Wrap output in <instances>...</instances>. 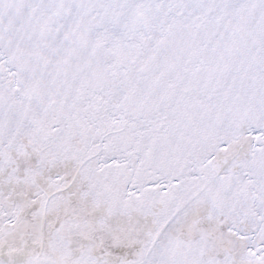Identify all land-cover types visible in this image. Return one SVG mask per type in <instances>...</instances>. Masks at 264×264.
I'll list each match as a JSON object with an SVG mask.
<instances>
[{
    "label": "snow or ice",
    "instance_id": "snow-or-ice-1",
    "mask_svg": "<svg viewBox=\"0 0 264 264\" xmlns=\"http://www.w3.org/2000/svg\"><path fill=\"white\" fill-rule=\"evenodd\" d=\"M0 264H264V0H0Z\"/></svg>",
    "mask_w": 264,
    "mask_h": 264
}]
</instances>
